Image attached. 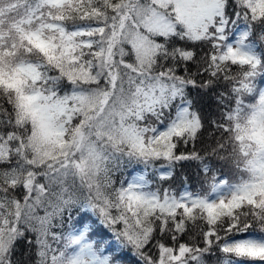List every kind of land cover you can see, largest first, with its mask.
I'll list each match as a JSON object with an SVG mask.
<instances>
[{"label":"snow or ice","instance_id":"6c2138e0","mask_svg":"<svg viewBox=\"0 0 264 264\" xmlns=\"http://www.w3.org/2000/svg\"><path fill=\"white\" fill-rule=\"evenodd\" d=\"M213 258L264 264V0H0V264Z\"/></svg>","mask_w":264,"mask_h":264},{"label":"trees","instance_id":"16d2710c","mask_svg":"<svg viewBox=\"0 0 264 264\" xmlns=\"http://www.w3.org/2000/svg\"><path fill=\"white\" fill-rule=\"evenodd\" d=\"M211 105V106H209ZM203 106L206 112H212L215 111V105L208 99H205V101L203 102ZM185 178L188 179V182L193 186V187H198V181L201 179V177H199L197 175V168L194 162H185L183 167H177L175 170V173L173 175V179L168 181L167 183L172 184V186L174 188L179 189L181 187V185L184 183ZM235 178V177H233ZM167 186V185H165ZM20 252H26V248L25 245L23 243H21L20 248H19ZM27 258V256H25V259ZM212 264H216L215 259H212Z\"/></svg>","mask_w":264,"mask_h":264},{"label":"rangeland","instance_id":"374dc122","mask_svg":"<svg viewBox=\"0 0 264 264\" xmlns=\"http://www.w3.org/2000/svg\"><path fill=\"white\" fill-rule=\"evenodd\" d=\"M161 171H163V170H161Z\"/></svg>","mask_w":264,"mask_h":264}]
</instances>
